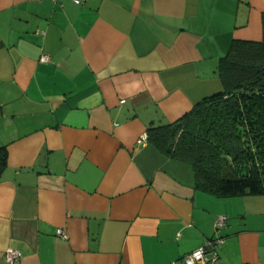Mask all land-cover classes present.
<instances>
[{
    "label": "crops",
    "instance_id": "crops-1",
    "mask_svg": "<svg viewBox=\"0 0 264 264\" xmlns=\"http://www.w3.org/2000/svg\"><path fill=\"white\" fill-rule=\"evenodd\" d=\"M262 33L264 0H0V264H183L218 233L211 264H264V194L204 192L143 137Z\"/></svg>",
    "mask_w": 264,
    "mask_h": 264
},
{
    "label": "trees",
    "instance_id": "trees-1",
    "mask_svg": "<svg viewBox=\"0 0 264 264\" xmlns=\"http://www.w3.org/2000/svg\"><path fill=\"white\" fill-rule=\"evenodd\" d=\"M221 89L171 122L149 123L146 139L191 166L195 187L216 195L264 194V33L232 39L217 62ZM7 149L0 146V175Z\"/></svg>",
    "mask_w": 264,
    "mask_h": 264
},
{
    "label": "built area",
    "instance_id": "built-area-1",
    "mask_svg": "<svg viewBox=\"0 0 264 264\" xmlns=\"http://www.w3.org/2000/svg\"><path fill=\"white\" fill-rule=\"evenodd\" d=\"M55 1V0H54ZM74 3H82L83 0H72ZM41 61H47L48 55L42 53L40 55ZM123 101V100H121ZM143 137H146V133L143 134ZM225 216H220L216 222L217 231H219L225 224ZM57 234L61 237H66V232L62 228L57 229ZM224 240V236L217 234L213 238L207 239L201 246L185 253L181 260L183 264H211L216 262L219 258L216 247ZM22 256V253L18 249L7 248L4 253L5 263L10 264L18 261Z\"/></svg>",
    "mask_w": 264,
    "mask_h": 264
}]
</instances>
